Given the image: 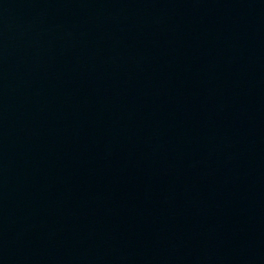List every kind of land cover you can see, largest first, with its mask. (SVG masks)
I'll return each instance as SVG.
<instances>
[{
    "label": "water",
    "instance_id": "1",
    "mask_svg": "<svg viewBox=\"0 0 264 264\" xmlns=\"http://www.w3.org/2000/svg\"><path fill=\"white\" fill-rule=\"evenodd\" d=\"M0 264H264V0H0Z\"/></svg>",
    "mask_w": 264,
    "mask_h": 264
}]
</instances>
